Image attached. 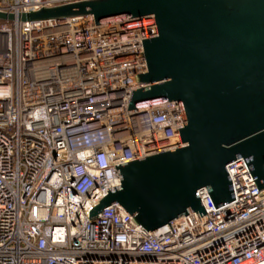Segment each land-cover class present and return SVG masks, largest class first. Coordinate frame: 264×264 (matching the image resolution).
Here are the masks:
<instances>
[{"label":"built area","instance_id":"obj_1","mask_svg":"<svg viewBox=\"0 0 264 264\" xmlns=\"http://www.w3.org/2000/svg\"><path fill=\"white\" fill-rule=\"evenodd\" d=\"M81 1L0 0V12ZM125 25L0 20V264H264V190L243 158L227 166L236 200L216 209L203 188L207 214L173 231L148 232L117 203L90 220L122 185L117 165L186 146L179 104L128 111L157 28Z\"/></svg>","mask_w":264,"mask_h":264},{"label":"water","instance_id":"obj_2","mask_svg":"<svg viewBox=\"0 0 264 264\" xmlns=\"http://www.w3.org/2000/svg\"><path fill=\"white\" fill-rule=\"evenodd\" d=\"M87 16L98 25L154 21L157 36L143 40L148 72L135 76L148 87L133 91L128 111L179 104L186 144L117 165L122 185L109 189L90 220L117 203L146 231H173L189 210L207 214L203 188L216 209L236 200L227 166L240 158L264 190V0H86L0 12L1 21L21 22Z\"/></svg>","mask_w":264,"mask_h":264},{"label":"rangeland","instance_id":"obj_3","mask_svg":"<svg viewBox=\"0 0 264 264\" xmlns=\"http://www.w3.org/2000/svg\"><path fill=\"white\" fill-rule=\"evenodd\" d=\"M124 21H126V20L125 19H118V20L105 21L103 23V25L110 26L112 29L118 30V29H121V26H122ZM128 24L129 23H126L125 26H127ZM146 24L148 25V22H146ZM128 26H131L134 29H136L138 27L136 24H131V25H128Z\"/></svg>","mask_w":264,"mask_h":264}]
</instances>
